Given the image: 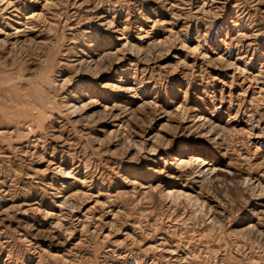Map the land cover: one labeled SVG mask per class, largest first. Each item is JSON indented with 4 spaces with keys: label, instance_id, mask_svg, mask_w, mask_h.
<instances>
[{
    "label": "rangeland",
    "instance_id": "obj_1",
    "mask_svg": "<svg viewBox=\"0 0 264 264\" xmlns=\"http://www.w3.org/2000/svg\"><path fill=\"white\" fill-rule=\"evenodd\" d=\"M0 264H264V0H0Z\"/></svg>",
    "mask_w": 264,
    "mask_h": 264
}]
</instances>
